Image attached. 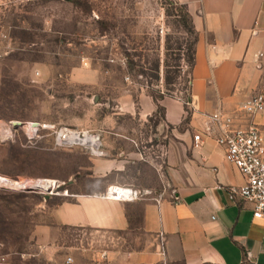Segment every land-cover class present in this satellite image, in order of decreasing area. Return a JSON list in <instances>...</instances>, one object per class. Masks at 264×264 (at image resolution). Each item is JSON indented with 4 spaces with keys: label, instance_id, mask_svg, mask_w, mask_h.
<instances>
[{
    "label": "rangeland",
    "instance_id": "rangeland-1",
    "mask_svg": "<svg viewBox=\"0 0 264 264\" xmlns=\"http://www.w3.org/2000/svg\"><path fill=\"white\" fill-rule=\"evenodd\" d=\"M193 39L174 0H0V264H109L104 250L143 248L139 232L102 244L91 229L59 227L52 212L110 186L165 190L152 165L171 128L162 107L139 113L145 96H189ZM66 130L98 136L99 153L67 142ZM41 226L56 227L52 245Z\"/></svg>",
    "mask_w": 264,
    "mask_h": 264
},
{
    "label": "crops",
    "instance_id": "crops-1",
    "mask_svg": "<svg viewBox=\"0 0 264 264\" xmlns=\"http://www.w3.org/2000/svg\"><path fill=\"white\" fill-rule=\"evenodd\" d=\"M174 1L190 15L196 33L189 104L145 96L139 113L148 118L161 106L171 128L162 162L152 165L167 182L158 192L164 199L123 202L77 194L54 208L53 220L59 227L91 229L104 237L102 244L111 245L110 236L120 233L146 236L139 251L118 245L104 250L99 258L106 254L109 264H264V219L228 192L244 184L243 175L214 140H193L217 111L230 115L237 128L257 126L264 137V112L244 109L252 97L264 95V0ZM54 230L39 228L42 243H54Z\"/></svg>",
    "mask_w": 264,
    "mask_h": 264
},
{
    "label": "built area",
    "instance_id": "built-area-1",
    "mask_svg": "<svg viewBox=\"0 0 264 264\" xmlns=\"http://www.w3.org/2000/svg\"><path fill=\"white\" fill-rule=\"evenodd\" d=\"M186 104H189V100ZM244 109L250 114L264 112V95L252 97ZM206 139L214 140L223 149L225 160L234 165L245 179L244 184L240 186L228 187L231 197L250 204L254 217L264 219V137L260 130L255 125L247 129L237 128L230 115L217 111L208 115L205 127L194 133L193 140L196 145ZM126 189L130 190L133 196H117L115 187L110 186L102 197L123 202L151 199L160 203L164 199V193ZM172 197L175 201L179 199L176 191H172ZM247 257H250L249 253ZM71 263L72 259L68 258L66 264Z\"/></svg>",
    "mask_w": 264,
    "mask_h": 264
},
{
    "label": "bare ground",
    "instance_id": "bare-ground-1",
    "mask_svg": "<svg viewBox=\"0 0 264 264\" xmlns=\"http://www.w3.org/2000/svg\"><path fill=\"white\" fill-rule=\"evenodd\" d=\"M28 126L31 130L34 131V130H36L38 124L29 123ZM80 133L78 131L66 130L65 131L66 141L71 142V143H75V144H81V145L88 146L95 153H99L100 140H99L98 136L91 135L87 132H85L83 135H81ZM60 137H61V135H60ZM5 181H6V183L8 182V183L13 184L15 186H20V183L17 181H8V180H5ZM2 183H3V181H2ZM35 185H37V187H40L42 190H45V191H51V188L53 186L51 183H49L46 180H40L37 183H35ZM115 191H116L115 194L117 196L119 195V196H124V197H128V198L133 196V194L131 193L130 190H128L124 187H121V186L115 187Z\"/></svg>",
    "mask_w": 264,
    "mask_h": 264
},
{
    "label": "trees",
    "instance_id": "trees-1",
    "mask_svg": "<svg viewBox=\"0 0 264 264\" xmlns=\"http://www.w3.org/2000/svg\"><path fill=\"white\" fill-rule=\"evenodd\" d=\"M184 16H185V19H186V28L187 30L193 35L194 39H193V43L190 47V56H189V61H190V68L192 70L193 68V65H194V46H195V42H196V33H195V30H194V27H193V24H192V21H191V17L190 15L186 12V10L184 9ZM158 70H159V67H157ZM190 84H191V81H190ZM189 96L186 98V100H184V102H188L189 100ZM161 106H159L160 108Z\"/></svg>",
    "mask_w": 264,
    "mask_h": 264
},
{
    "label": "water",
    "instance_id": "water-1",
    "mask_svg": "<svg viewBox=\"0 0 264 264\" xmlns=\"http://www.w3.org/2000/svg\"><path fill=\"white\" fill-rule=\"evenodd\" d=\"M14 124H15V125H19L20 123L15 122ZM37 188H40V187H37ZM47 192H50V191H47Z\"/></svg>",
    "mask_w": 264,
    "mask_h": 264
}]
</instances>
